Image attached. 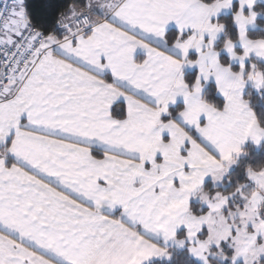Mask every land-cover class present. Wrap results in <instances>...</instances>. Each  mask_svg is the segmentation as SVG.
Masks as SVG:
<instances>
[{"label": "snow or ice", "instance_id": "6c2138e0", "mask_svg": "<svg viewBox=\"0 0 264 264\" xmlns=\"http://www.w3.org/2000/svg\"><path fill=\"white\" fill-rule=\"evenodd\" d=\"M0 264H264V0H0Z\"/></svg>", "mask_w": 264, "mask_h": 264}]
</instances>
